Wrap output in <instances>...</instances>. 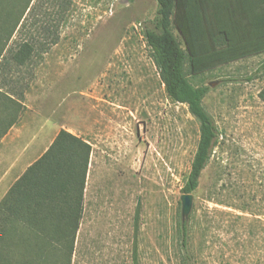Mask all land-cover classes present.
Wrapping results in <instances>:
<instances>
[{
    "label": "rangeland",
    "instance_id": "obj_1",
    "mask_svg": "<svg viewBox=\"0 0 264 264\" xmlns=\"http://www.w3.org/2000/svg\"><path fill=\"white\" fill-rule=\"evenodd\" d=\"M64 3L58 44L0 82L20 120L39 114L93 148L70 264H185L178 225L200 123L169 98L147 44L157 1ZM192 82L210 86L203 105L220 135L193 193L192 264H264V53Z\"/></svg>",
    "mask_w": 264,
    "mask_h": 264
},
{
    "label": "trees",
    "instance_id": "obj_2",
    "mask_svg": "<svg viewBox=\"0 0 264 264\" xmlns=\"http://www.w3.org/2000/svg\"><path fill=\"white\" fill-rule=\"evenodd\" d=\"M36 0H0V73L34 64L60 41L57 18ZM158 9L145 38L169 98L187 105L200 123V139L182 189L200 185L219 141V129L203 103L211 88L192 79L264 53V0H156ZM180 34L183 44L175 34ZM0 82V142L19 123L23 107ZM93 148L62 130L49 149L0 203V264H70L83 219L84 196ZM191 225L179 222L184 263Z\"/></svg>",
    "mask_w": 264,
    "mask_h": 264
},
{
    "label": "crops",
    "instance_id": "obj_3",
    "mask_svg": "<svg viewBox=\"0 0 264 264\" xmlns=\"http://www.w3.org/2000/svg\"><path fill=\"white\" fill-rule=\"evenodd\" d=\"M30 119L26 122L20 120L0 142V203L13 185L49 149L60 131L66 130L83 139L82 131L77 134L72 130H54L43 126L39 114Z\"/></svg>",
    "mask_w": 264,
    "mask_h": 264
},
{
    "label": "water",
    "instance_id": "obj_4",
    "mask_svg": "<svg viewBox=\"0 0 264 264\" xmlns=\"http://www.w3.org/2000/svg\"><path fill=\"white\" fill-rule=\"evenodd\" d=\"M182 203V219L188 221L194 206L193 194H183L181 197Z\"/></svg>",
    "mask_w": 264,
    "mask_h": 264
}]
</instances>
